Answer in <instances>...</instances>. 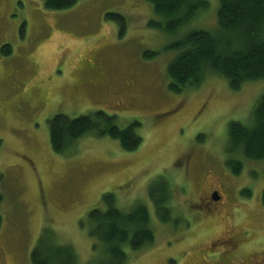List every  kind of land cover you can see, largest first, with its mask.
I'll use <instances>...</instances> for the list:
<instances>
[{"label": "rangeland", "instance_id": "rangeland-1", "mask_svg": "<svg viewBox=\"0 0 264 264\" xmlns=\"http://www.w3.org/2000/svg\"><path fill=\"white\" fill-rule=\"evenodd\" d=\"M206 1V11L171 36L149 27L161 19L143 0H78L63 11L45 0H0V264H31L45 231L87 264L95 243L89 213L105 210L109 194L124 211L150 212L155 243L128 264H200L207 250L198 246L209 236L264 243V161H246L236 176L227 154L229 124H250L264 81L232 91L212 76L198 90L168 89L167 67L180 52L169 48L193 31L219 30V0ZM117 15L123 22L109 18ZM98 111L123 129L140 124L141 146L125 152L116 140L88 135L72 153L54 152V116ZM157 183L171 189L167 223L156 214ZM173 226H194L184 247ZM219 247L209 256L217 264Z\"/></svg>", "mask_w": 264, "mask_h": 264}, {"label": "trees", "instance_id": "trees-1", "mask_svg": "<svg viewBox=\"0 0 264 264\" xmlns=\"http://www.w3.org/2000/svg\"><path fill=\"white\" fill-rule=\"evenodd\" d=\"M149 4L160 23L149 27L167 35L177 36L199 14L206 11V0H143ZM78 0H45L51 11L72 8ZM110 19L122 21L117 15ZM219 30L193 31L169 50L180 51L168 65V89L181 95L200 89L210 77L224 79L232 91L264 81V0H219ZM10 47L5 46L7 55ZM151 55L145 53L144 58ZM50 140L55 153H72L78 141L88 135L107 136L119 142L125 152H134L142 144L138 132L141 125L134 123L120 128L114 116L98 111L89 116L70 118L63 114L50 121ZM228 167L240 176L246 161H264V94L260 96L250 115V124L231 122L228 127ZM152 194L160 221H172L171 189L168 183L156 184ZM105 210L89 213V236L95 239L93 258L87 264H128L131 253L141 252L155 243L150 212L145 205L131 211L120 209L113 194L102 198ZM2 198L0 197V203ZM264 207V191L262 194ZM3 217L0 212V230ZM130 252V254H129ZM31 264H78V255L70 245L57 242L45 231L31 253Z\"/></svg>", "mask_w": 264, "mask_h": 264}, {"label": "flooded vegetation", "instance_id": "flooded-vegetation-1", "mask_svg": "<svg viewBox=\"0 0 264 264\" xmlns=\"http://www.w3.org/2000/svg\"><path fill=\"white\" fill-rule=\"evenodd\" d=\"M216 194L217 192H212L208 201L211 200V198L215 199ZM216 203L217 205H221V200H216ZM173 227L174 229H178L177 232L180 234L179 240L177 241L178 246L184 247L186 239L188 238L187 234H189L190 230H192L194 226H185L184 228L176 226ZM205 231L207 235L216 234V228H213V231L211 229H206ZM209 238L210 236L205 239V243H201L198 246L202 247L204 250H207L205 252V258L200 264H217L213 259L209 258L210 254L214 253L213 250L216 245L220 246L219 248L222 252L221 257L223 258L221 264H264V243L250 241L249 243L243 244L241 237L235 234L226 238L216 239L212 242L207 241ZM255 248H258L257 251ZM178 252H180V250Z\"/></svg>", "mask_w": 264, "mask_h": 264}]
</instances>
